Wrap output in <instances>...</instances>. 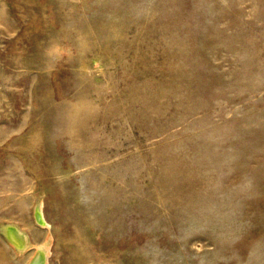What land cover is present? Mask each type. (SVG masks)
Wrapping results in <instances>:
<instances>
[{"label": "rangeland", "instance_id": "obj_1", "mask_svg": "<svg viewBox=\"0 0 264 264\" xmlns=\"http://www.w3.org/2000/svg\"><path fill=\"white\" fill-rule=\"evenodd\" d=\"M48 233L49 264H264V0H0V264Z\"/></svg>", "mask_w": 264, "mask_h": 264}, {"label": "bare ground", "instance_id": "obj_2", "mask_svg": "<svg viewBox=\"0 0 264 264\" xmlns=\"http://www.w3.org/2000/svg\"><path fill=\"white\" fill-rule=\"evenodd\" d=\"M33 209L37 221L44 226H48L47 222L44 219L41 199L37 200L36 205ZM2 232L4 233L7 240L12 244L15 251L19 253L24 252L26 249L32 246V243L29 240L27 234L15 224H7L3 226ZM52 240L53 238L51 233H48L40 243L34 246V249L29 256L26 264H49L48 257L50 255V252H52Z\"/></svg>", "mask_w": 264, "mask_h": 264}]
</instances>
